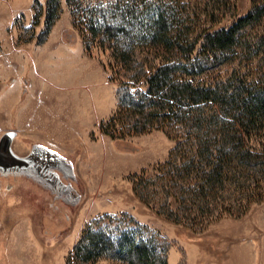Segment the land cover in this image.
<instances>
[{"label": "rangeland", "instance_id": "1", "mask_svg": "<svg viewBox=\"0 0 264 264\" xmlns=\"http://www.w3.org/2000/svg\"><path fill=\"white\" fill-rule=\"evenodd\" d=\"M45 1L0 0V147L14 132L9 148L22 159L15 168L0 165V264H65L81 231L104 213H126L165 238L168 264H264V181L242 188L246 210L191 226L139 201L129 177L163 162L177 135L154 130L113 140L100 131V121L117 106L108 56L95 43L85 50L66 0H59L57 20L37 43ZM149 1L172 5L193 38L209 18L228 27L261 2ZM240 33L242 42L258 34L264 42V18ZM246 52L238 46L218 62H205L199 79L226 83L237 66L248 82L258 79L264 44ZM253 134L264 136V126ZM254 138L251 144L260 142Z\"/></svg>", "mask_w": 264, "mask_h": 264}, {"label": "trees", "instance_id": "2", "mask_svg": "<svg viewBox=\"0 0 264 264\" xmlns=\"http://www.w3.org/2000/svg\"><path fill=\"white\" fill-rule=\"evenodd\" d=\"M66 1L85 50L95 43L118 81L116 109L100 121V131L113 140L154 130L177 135L163 162L129 177L139 201L187 226L246 210L242 188L264 181V136L252 135L264 126V75L248 82L237 66L226 83L206 84L199 76L205 62H218L238 46L250 53L264 44L259 34L240 40L241 30L264 18L263 0L228 27L209 18L195 38L172 5ZM44 9L37 43L50 33L60 1L46 0ZM254 137L260 142L253 145ZM168 248L132 216L104 213L81 231L65 264H168Z\"/></svg>", "mask_w": 264, "mask_h": 264}, {"label": "water", "instance_id": "3", "mask_svg": "<svg viewBox=\"0 0 264 264\" xmlns=\"http://www.w3.org/2000/svg\"><path fill=\"white\" fill-rule=\"evenodd\" d=\"M14 137V132H7V134L4 136V139L2 141V145L0 147V165L6 166V169L9 168H15L20 162H22L21 156L18 157L17 155H13L9 148V143ZM21 168V166H20Z\"/></svg>", "mask_w": 264, "mask_h": 264}, {"label": "crops", "instance_id": "4", "mask_svg": "<svg viewBox=\"0 0 264 264\" xmlns=\"http://www.w3.org/2000/svg\"><path fill=\"white\" fill-rule=\"evenodd\" d=\"M20 129V128H19Z\"/></svg>", "mask_w": 264, "mask_h": 264}]
</instances>
